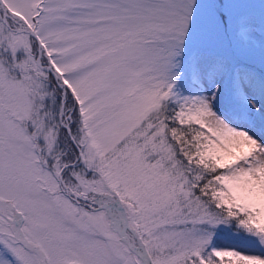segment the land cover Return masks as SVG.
Returning a JSON list of instances; mask_svg holds the SVG:
<instances>
[{
    "label": "snow or ice",
    "instance_id": "obj_1",
    "mask_svg": "<svg viewBox=\"0 0 264 264\" xmlns=\"http://www.w3.org/2000/svg\"><path fill=\"white\" fill-rule=\"evenodd\" d=\"M0 264H264V0H0Z\"/></svg>",
    "mask_w": 264,
    "mask_h": 264
}]
</instances>
